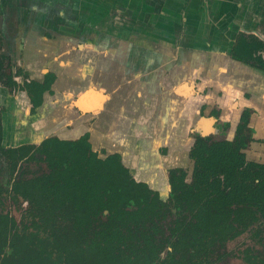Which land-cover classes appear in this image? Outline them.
Instances as JSON below:
<instances>
[{
	"label": "crops",
	"instance_id": "crops-1",
	"mask_svg": "<svg viewBox=\"0 0 264 264\" xmlns=\"http://www.w3.org/2000/svg\"><path fill=\"white\" fill-rule=\"evenodd\" d=\"M4 5L36 12L37 33L11 37L19 48L22 40L52 48L53 59L25 56L21 64L38 78L47 68L58 74L55 93L29 118L18 116V134L30 136L18 142L52 128L65 138L91 129L95 146L138 157L131 167L149 170L152 183L149 174L184 160L192 124L214 130L201 116L204 102L253 105L261 115L255 136L264 132V70L231 56L239 31L264 40V0H0V25ZM49 22L51 39L43 35Z\"/></svg>",
	"mask_w": 264,
	"mask_h": 264
},
{
	"label": "trees",
	"instance_id": "trees-1",
	"mask_svg": "<svg viewBox=\"0 0 264 264\" xmlns=\"http://www.w3.org/2000/svg\"><path fill=\"white\" fill-rule=\"evenodd\" d=\"M247 37L232 50L264 67V41ZM1 140L0 120V264H264V163L239 133L195 135L191 178L170 168L165 199L87 135Z\"/></svg>",
	"mask_w": 264,
	"mask_h": 264
},
{
	"label": "flooded vegetation",
	"instance_id": "flooded-vegetation-1",
	"mask_svg": "<svg viewBox=\"0 0 264 264\" xmlns=\"http://www.w3.org/2000/svg\"><path fill=\"white\" fill-rule=\"evenodd\" d=\"M5 8H8L6 11L7 17H6V23H2L0 25V120H1V129H2V140L1 143L4 146L9 145H18L24 142H34L39 143L37 141H23V142H17V143H7V138L11 136V134L16 136V129L18 128L17 125L15 127H10V125H7V113L9 112V107L11 105H7L6 102H21L24 106V110L27 109V115H32L35 113L36 108L42 104L44 101L45 96L52 95L55 93L54 84L55 81L58 78V74L53 69H46L44 73L42 74V77L38 78L39 75L36 74L34 69H29L27 66H23L21 62L23 59L30 58L29 61H39L37 60L38 57L42 58L45 56L48 58V60L53 59V54H51L50 48L51 46L45 45L43 47L39 46L37 42H34L27 46L25 44V41L20 42V48L18 47V44H16L13 39L11 38L14 34H18V31L22 29V34L29 36L34 35L37 33V27L34 26L35 21H37V15L36 12H31L29 9L21 10L17 7H12L9 5H4ZM41 26V25H40ZM52 23H48L46 28L47 30H44L43 35L46 38L51 39L53 36L51 34L52 31ZM10 27H13L10 28ZM43 28V27H42ZM24 32V33H23ZM242 32L246 34L248 37L247 39L254 41L255 39H260L254 34L247 33L244 31H239L238 34ZM237 34V35H238ZM235 36V39L237 37ZM54 38V37H53ZM234 39V42H235ZM261 40V39H260ZM264 41V40H262ZM234 42L232 44V47L234 45ZM78 45H85V43H78ZM231 47V56L239 61L245 62L247 64H250L252 66L261 68L264 70V67L260 65V62L254 59L250 60H243L239 58L235 52L232 50ZM260 53L263 62H264V49L254 53L253 56ZM65 54V53H64ZM81 56V55H79ZM33 70V71H32ZM52 73V77L50 79H47V74ZM46 80H49V83H46ZM248 96L249 94L246 93ZM78 98V95H74V100ZM4 102V103H3ZM35 102H40L39 105H35ZM231 106L226 107V105L222 104L221 102H213L212 104H203L200 108L201 116L205 118H211L214 122V130L212 131H206L202 133V131L194 132L191 131L190 136L191 139V145L189 146L185 156L184 160L182 162H178L177 164L167 167L166 170L161 171L159 176L157 177L158 182L155 184L157 186V189L159 191V194L162 198H167L169 195V189H170V183L168 179V170L173 167H180L185 172V180L189 181L191 178L192 170H193V159L189 155V150L193 146V143L195 141V135H201V136H219L224 137L225 139L232 140L236 137V135L239 133L241 137H243L246 141L245 147L243 148V151L245 153V159L248 161H256L259 163H264V135L262 136L263 131L259 130L258 135L255 136L256 130H255V122L261 117L259 113V109L254 107L250 104H243L241 105L239 102H232ZM205 107H208V114L205 113ZM235 108V109H234ZM22 109V110H23ZM78 112L80 115H87L93 113L92 111H82L81 109H78ZM224 112V113H223ZM237 112V117L234 118L232 116V113ZM22 113H24L22 111ZM231 113V114H230ZM18 118V116H17ZM91 120H94L92 118ZM234 122V123H233ZM85 124H88L89 127V121H85ZM220 123L222 125H220ZM260 122L258 121V124ZM220 125L221 128L217 129L216 126ZM70 126V125H68ZM259 127V126H258ZM16 130V131H15ZM83 135H87V140L91 144V148L98 152L99 156L104 157L108 152L106 148L95 146L92 136H91V129H87L77 135L74 138H68V139H76ZM144 142V141H143ZM142 142V143H143ZM255 143V145H254ZM159 152H166L167 146H160ZM113 153V152H112ZM120 155L121 160L123 159V155L120 152H116ZM162 153V154H163ZM133 154L130 155V162H133L135 159L133 158ZM138 160V157H136ZM191 161V169L190 173L185 168V163L183 162ZM132 165V163L130 164ZM130 170V167H128ZM135 174L140 176H146L147 172H144L141 168H133ZM140 170V171H139ZM133 174V173H132ZM134 176V175H133ZM164 186L165 188L161 191L159 188ZM162 192L164 194H162Z\"/></svg>",
	"mask_w": 264,
	"mask_h": 264
},
{
	"label": "rangeland",
	"instance_id": "rangeland-1",
	"mask_svg": "<svg viewBox=\"0 0 264 264\" xmlns=\"http://www.w3.org/2000/svg\"><path fill=\"white\" fill-rule=\"evenodd\" d=\"M10 28H12L13 29V27H10ZM72 32H75V34L77 33V31H72ZM1 103V102H0ZM4 103V102H3ZM7 103V105H11L10 107H9V112L7 113V125H10V127H15V125H17V124H15L16 122H18V120H17V116H19V115H21L22 117H28L29 118V116L30 115H26V114H24L25 112H27V109H23L24 108V106L22 105V103L21 102H6ZM205 104H206V102H204ZM23 109V110H22ZM207 109H206V107H205V110L204 111H206ZM22 111L24 112V113H22ZM23 114V115H22ZM34 114V113H33ZM220 125H222L221 123H220ZM219 124L216 126V128L218 129L219 128V130H220V128H221V126H220ZM19 128V127H18ZM16 131V130H15ZM16 136L15 135H13V134H11V136L9 137V138H7L6 140H7V143L8 144H10V143H17L18 141H20L19 139L20 138H22L21 140H27V139H30V136H28L27 134H21V133H19L18 134V131H16ZM18 135V136H17ZM24 137V138H23ZM135 141H137L136 139H135ZM98 146V145H97ZM188 149V148H187ZM148 157V156H147ZM146 157V158H147ZM133 158L135 159L133 162H131L132 164H134L135 163V161H139V158H138V160H137V158H136V156H133ZM140 162H142V160L140 161ZM183 163H185L184 165H185V168L188 170V172L190 173V169H191V161H184ZM130 167H131V165H130ZM131 171H132V173H133V175L135 176V172H134V170H133V168L131 169ZM138 178H145V176H138V175H136ZM165 187L164 186H162V187H160L159 189L162 191L163 189H164ZM162 194H164L163 192H162ZM236 244V242H234V244H230V246H234ZM224 264H243V262L240 260V259H237V258H232V259H229V260H227V262H225Z\"/></svg>",
	"mask_w": 264,
	"mask_h": 264
},
{
	"label": "water",
	"instance_id": "water-1",
	"mask_svg": "<svg viewBox=\"0 0 264 264\" xmlns=\"http://www.w3.org/2000/svg\"><path fill=\"white\" fill-rule=\"evenodd\" d=\"M73 103H75V104H79V102H73ZM55 127V126H54ZM192 130L191 131H194V132H199L200 131V129L198 128V127H196L194 124H192ZM53 129V128H52ZM52 129H50V131L48 130V132H45L44 134H43V137H42V139L43 138H45V137H47V136H51V135H57V136H59V137H61L62 136V133H61V131L62 130H57L56 128H54L53 130ZM54 131V132H53ZM53 132V133H52ZM61 138H65V137H61ZM41 139V140H42ZM41 140H39V141H41ZM39 141H37V142H39ZM108 153H112V152H120L122 155H123V159H122V162H123V164L125 165V166H127V167H130V164H131V162H129V161H127V158L124 156L126 153H127V148H126V150H123V149H119V150H114V151H110V150H108L107 151ZM107 153V154H108ZM131 169H132V167H130V171H131ZM143 171L144 172H147L148 171V173H150L149 172V170H145V169H143ZM131 173H132V171H131ZM137 174H135V179L136 180H141V181H145V182H147L148 183V185L151 187V188H157V186L156 185H154L153 184V182L151 183V181L150 180H148V178L147 177H145V178H138L137 176H136ZM150 175V174H149ZM148 175V176H149ZM138 176H140V175H138ZM143 177V176H142ZM150 178V177H149Z\"/></svg>",
	"mask_w": 264,
	"mask_h": 264
},
{
	"label": "bare ground",
	"instance_id": "bare-ground-1",
	"mask_svg": "<svg viewBox=\"0 0 264 264\" xmlns=\"http://www.w3.org/2000/svg\"><path fill=\"white\" fill-rule=\"evenodd\" d=\"M139 171H140V170H139ZM149 177H151L150 179L152 180L153 183L155 182V184H157L158 179H157L156 176H154L153 174H151V175H149Z\"/></svg>",
	"mask_w": 264,
	"mask_h": 264
}]
</instances>
